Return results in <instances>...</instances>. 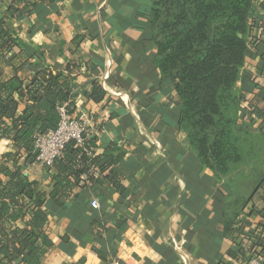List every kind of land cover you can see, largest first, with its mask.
I'll return each instance as SVG.
<instances>
[{
  "label": "crops",
  "instance_id": "0c3cea01",
  "mask_svg": "<svg viewBox=\"0 0 264 264\" xmlns=\"http://www.w3.org/2000/svg\"><path fill=\"white\" fill-rule=\"evenodd\" d=\"M31 2L33 14L10 20V29L28 53L41 56V69L59 72L82 60L71 71L76 93L71 116L90 118L93 154L116 159L113 166L124 188L118 192L103 181L74 190L64 209L50 206L46 233L52 247L40 264H245L229 237L235 228L226 227L249 212L245 201L264 174L261 121L254 126L238 121L246 166L217 177L188 143L178 124L176 92L153 62V0ZM253 15L252 35L264 38V7L256 6ZM260 63L246 53L237 89L242 88L240 77L247 76L264 92ZM94 83L106 93L99 103L88 97ZM245 87L241 93L251 99ZM258 142L261 146L254 149ZM0 145L1 155L13 151L7 140ZM248 149L258 156L249 158L252 163H246ZM53 171L36 163L23 172L47 194ZM93 200L99 208L91 207ZM254 242L250 238L247 245Z\"/></svg>",
  "mask_w": 264,
  "mask_h": 264
},
{
  "label": "trees",
  "instance_id": "16d2710c",
  "mask_svg": "<svg viewBox=\"0 0 264 264\" xmlns=\"http://www.w3.org/2000/svg\"><path fill=\"white\" fill-rule=\"evenodd\" d=\"M31 1L0 0L7 3L0 5V140L13 147L12 152L0 154V264H40L52 247L46 233L48 209H64L74 190L103 181L118 192L124 190L113 166L116 159L94 156L90 135L82 146L67 143L54 160L49 193L39 191L37 182L23 172L37 163L35 140L57 128L59 109L69 116L74 112L71 71L82 63L79 59L59 72L38 66L41 56L28 53L8 24L30 17ZM251 2L153 0L150 12L153 62L176 92L178 124L200 162L220 178L243 160L239 135L243 128L238 121L254 126L260 120L264 125V107L258 104L264 103L263 88L242 76L241 90L250 87L252 98L240 89L237 96L232 93L248 51L264 63V38L252 35L257 25L253 13L256 6L264 7V0H255V6ZM88 97L99 103L106 93L94 83ZM232 105L234 113L229 112ZM244 205L250 206L249 212L226 227L235 228L229 231L237 246L235 254L245 258L255 252L264 258V174ZM244 229L254 232L244 236ZM250 238L255 242L248 246Z\"/></svg>",
  "mask_w": 264,
  "mask_h": 264
},
{
  "label": "built area",
  "instance_id": "2783aa9c",
  "mask_svg": "<svg viewBox=\"0 0 264 264\" xmlns=\"http://www.w3.org/2000/svg\"><path fill=\"white\" fill-rule=\"evenodd\" d=\"M59 113L60 121L57 128L35 140L36 161L47 167L52 166L67 143L75 141L76 145L82 146L85 136L89 135L93 127L90 118L86 115L72 117L66 113L64 108H60ZM91 207L99 208L98 202L93 200ZM245 260L246 264H263L264 262V258L255 252L248 253Z\"/></svg>",
  "mask_w": 264,
  "mask_h": 264
},
{
  "label": "rangeland",
  "instance_id": "374dc122",
  "mask_svg": "<svg viewBox=\"0 0 264 264\" xmlns=\"http://www.w3.org/2000/svg\"><path fill=\"white\" fill-rule=\"evenodd\" d=\"M251 4H252V6H255V0H252V2H251ZM160 10L161 11H163V7L161 6V8H160ZM159 35V34H158ZM233 92L232 93H234L236 96H237V94L239 93V88L237 89L236 88V86H235V88L232 90ZM234 109H235V105H232L230 108H229V112L230 113H234L235 111H234ZM261 142H258L256 145H254L253 146V148L255 149L256 147L257 148H259L260 146H261ZM247 146V145H246ZM0 150H1V145H0ZM254 154V155H253ZM259 154H260V152H259ZM257 155V153L255 154V153H252V152H249V149H248V153H247V155L245 156V159H246V163H248L249 161H250V157H253V156H255L256 158H258V156H256ZM245 161V160H244ZM244 163L245 162H240V164H238V166H237V169L236 170H239L240 168H244V166H246V165H244ZM250 163H252L251 161H250ZM254 167V166H253ZM259 169H260V167H259ZM235 171V170H234ZM238 188H239V191L241 190V185H239L238 186Z\"/></svg>",
  "mask_w": 264,
  "mask_h": 264
}]
</instances>
